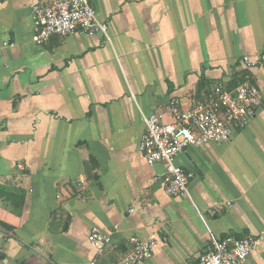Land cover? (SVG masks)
Listing matches in <instances>:
<instances>
[{"label":"crops","instance_id":"crops-1","mask_svg":"<svg viewBox=\"0 0 264 264\" xmlns=\"http://www.w3.org/2000/svg\"><path fill=\"white\" fill-rule=\"evenodd\" d=\"M38 1L0 0V264L114 263L150 236L142 264H194L211 234L253 236L243 264H264V0H88L106 36L36 45ZM246 76L249 125L177 154L193 177L166 194L138 149L144 118ZM92 226L111 238L100 255Z\"/></svg>","mask_w":264,"mask_h":264},{"label":"built area","instance_id":"built-area-1","mask_svg":"<svg viewBox=\"0 0 264 264\" xmlns=\"http://www.w3.org/2000/svg\"><path fill=\"white\" fill-rule=\"evenodd\" d=\"M31 17L36 45L45 44L51 37L64 38L72 33L107 34V24L99 21L88 0H41L32 5ZM242 63L247 69L252 66L248 56L243 57ZM259 106V87L252 77L246 76L232 88L223 83L211 86L202 93L199 102L188 108H183L178 98H171L166 104L170 122H162L160 115L145 117V130L138 149L148 165L164 166L154 177L158 186L170 196L188 195L193 172L177 166L175 156L191 146L227 142L234 132L249 125ZM87 241L100 255L109 246L111 238L99 227L92 226ZM158 241L156 236L147 240L132 238L131 250L116 262L93 259L89 264H142L152 257ZM210 242L194 264H243L256 248V240L251 235L216 238L211 234Z\"/></svg>","mask_w":264,"mask_h":264}]
</instances>
